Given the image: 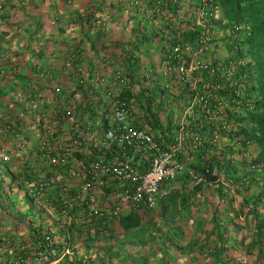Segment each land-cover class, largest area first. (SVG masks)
I'll return each instance as SVG.
<instances>
[{
    "label": "trees",
    "instance_id": "16d2710c",
    "mask_svg": "<svg viewBox=\"0 0 264 264\" xmlns=\"http://www.w3.org/2000/svg\"><path fill=\"white\" fill-rule=\"evenodd\" d=\"M195 5L211 11L207 19H202L203 24H212L214 29L231 27L233 32L223 36L228 54L246 60L243 65L236 67V74H246L249 81V84L246 82L247 94L253 103L244 116L238 117L236 134H243L241 137L248 140L251 148H256L255 161L264 160V0H197ZM177 6V1L173 0H143L133 9L145 17L143 23H147L150 29H158L153 30V34L163 35L167 26L159 25V21L174 17L176 8H179ZM166 7L171 9V13L161 12ZM190 9L185 10V15L191 17L194 14ZM107 18L108 13L83 16L84 25L89 31L94 29L95 33L86 32L80 39H91L101 34L109 23ZM201 30L199 24L192 37ZM192 37L187 40H192ZM77 41L64 45V59L60 63L57 60L60 51L53 50L40 63L35 61L33 66L31 61L27 71L24 67L28 63L23 54L0 59V140L11 154L9 160L0 157V240L4 236L12 237V234H8L13 230L12 227L6 230L8 235L1 234L9 222L14 227L21 224L27 227L28 235L24 238H40L43 224L37 221L39 213L33 211L36 199L29 193L25 181L33 179L35 184L40 178L54 176L56 172L66 173L65 165L50 163L47 159L46 152L52 151L51 146L56 149L57 143L69 142L72 136L78 137L73 151L77 158L98 155L106 143L110 144V148H116L114 142L104 141L103 137L117 101L127 99L130 105L128 120L131 124L134 116L138 117L142 111L146 122L132 125L137 128L150 126L153 136L159 141H168L179 130L176 117L180 113L174 115L173 110L181 105L189 90V84L184 79L166 76L157 81L156 73L146 65L144 48L134 44L123 48L121 61L117 63L106 53L96 52L101 61L103 57L108 58L106 66L110 68L103 75L97 74L89 66L90 55H85L84 47L80 46L82 41ZM169 42L168 46L163 45L161 65L165 51L176 44L181 46L183 40L169 39ZM212 53L218 52L213 49ZM85 62L88 66L82 67ZM117 72L119 76L115 77ZM138 80H141L142 85ZM33 99L37 100L34 107L31 105ZM164 108L167 114L162 121L158 113ZM207 128L192 122L186 125V129L183 128L185 140L190 146L188 152L193 155L192 159L185 160L186 165L196 168L207 180H213L223 168V172L232 176L234 184L249 187L251 182L244 184L240 181L241 176L231 169L236 166L230 160L224 165L223 151H215L216 146H213ZM90 134H93L92 139L88 137ZM194 135L198 138L195 139ZM49 144L50 149L45 152ZM206 167L209 171L205 170ZM249 180L253 182L252 173ZM53 181L54 184L45 188L43 198L53 200L55 197L54 192L59 189V185ZM130 222L137 224L138 217Z\"/></svg>",
    "mask_w": 264,
    "mask_h": 264
},
{
    "label": "crops",
    "instance_id": "0c3cea01",
    "mask_svg": "<svg viewBox=\"0 0 264 264\" xmlns=\"http://www.w3.org/2000/svg\"><path fill=\"white\" fill-rule=\"evenodd\" d=\"M141 1L0 0V59L23 54L28 63L24 67L27 71L31 61L34 66L35 61L40 63L51 51L58 50L60 63L64 59V45L78 40L83 43L80 46L84 47L85 55H90L89 66L103 75L110 68L97 53H106L117 63L121 61L123 48L134 44L144 48L146 65L156 73V80L161 81V77L167 76L160 63L163 45L168 46L169 39L185 40L195 34L196 15H185V10L192 8L197 0L178 1L181 4L176 10L178 16L159 21V25L167 26L163 35L153 34V30L158 29H150L143 23L145 17L133 9ZM170 10L166 7L161 12L168 14ZM90 13H108L109 23L101 34L81 40L86 32L95 33L82 21L83 16ZM216 34L213 31V35ZM221 48L224 51V47ZM86 66L87 62L82 64ZM138 81L142 85L141 80ZM140 112L130 120L132 124L146 122ZM173 112L174 115L180 113L178 108ZM161 119L164 121L166 115ZM1 141L0 147L5 148ZM216 148L215 151H223L221 155H225L222 143ZM134 158L139 164L144 161L140 153H135ZM242 163L238 173L240 169L243 171ZM251 173L253 182L243 187L227 181L193 182L183 171L174 179L163 181L155 208L141 212L126 205L120 217L107 220L97 216L84 219L83 201L77 193L81 179L64 171L56 172L53 179L59 189H55V197L34 201L33 211L39 213L38 222L49 223L59 248L68 246L69 251L44 264H264V160H260ZM63 185L77 194L68 199V212L62 210L61 199H66L65 194L60 193ZM136 217L137 224L130 222ZM126 223L130 226L125 227ZM19 226L23 228L22 233L12 230L8 234L15 238L26 237L29 230L24 224ZM8 228L5 226L1 234L8 235ZM27 264H37L30 253Z\"/></svg>",
    "mask_w": 264,
    "mask_h": 264
},
{
    "label": "built area",
    "instance_id": "2783aa9c",
    "mask_svg": "<svg viewBox=\"0 0 264 264\" xmlns=\"http://www.w3.org/2000/svg\"><path fill=\"white\" fill-rule=\"evenodd\" d=\"M173 1L178 3L179 0ZM180 5L178 3L177 7ZM208 9L197 5L190 9V12L196 15L195 23L198 26L201 24V32L192 40L183 41L181 46L176 44L167 49L162 63L168 77L182 78L189 84V90L184 100L182 99L183 104L180 102L181 105L177 107L179 112L181 111L176 117L180 125L177 134L168 141H159L153 136L150 126H133L128 120L130 105L127 99H121L113 106L110 124L103 137L104 141L114 142L115 149L106 143L98 155L77 158L72 156L76 147L75 141L78 139L74 136L69 142L57 143L56 149L51 146V152H46L50 149V144L45 149L50 163L65 165L67 175L81 179L77 193L83 201L84 219L87 216L104 217L107 220L120 217L126 205L141 212L155 208L160 200L163 181L174 179L183 171H186L194 182L205 180V176L196 168L185 163L186 159L193 157L188 152L190 146L185 140L183 129H186L190 122L208 127L213 146L217 147L222 143L226 150L223 156L226 162L224 165L230 160L236 166L231 169L241 176L240 181L249 184L250 173L258 165L249 162L248 140L241 137L243 134H236L238 117L244 116L253 103L247 94L246 82L249 84V81L246 74H236V67L243 65L246 60H237L228 53H212L217 37L213 35V31L217 29H214L212 24L202 23V19H207L208 13L211 14ZM232 32L229 26L221 27L218 31L223 36ZM107 62L108 58L103 57L102 63L106 65ZM118 76L117 72L115 77ZM36 104L37 100L33 99L32 107ZM92 135L88 137L92 139ZM194 138L197 139L198 136L194 135ZM135 153H140L145 162L139 164L134 158ZM0 157L9 160L11 154L4 147H0ZM241 162L245 163L247 168L242 163L243 171L240 169L238 173ZM205 170L209 171L208 167ZM39 173L42 175L43 172ZM233 180L222 168L221 173L211 181L233 183ZM34 182L33 179H26L25 185L37 201L43 197L45 188L54 184L53 176L40 178L35 184ZM60 193L66 196V199H61L62 210L68 212V199L76 197L77 194L68 185H63ZM58 245L49 223L42 226L40 238L36 240L29 237L4 236L0 240V264H27L29 253L36 263H50L69 251L68 246H62L60 249Z\"/></svg>",
    "mask_w": 264,
    "mask_h": 264
},
{
    "label": "clouds",
    "instance_id": "9594fccd",
    "mask_svg": "<svg viewBox=\"0 0 264 264\" xmlns=\"http://www.w3.org/2000/svg\"><path fill=\"white\" fill-rule=\"evenodd\" d=\"M220 28L221 27H219V28H216L217 29V31H216V35H217V37H216V39L214 40L215 41V44L213 45V49H216L217 50V52L219 53V54H221V55H224V54H226V53H228V50H227V48H226V46H225V43H224V40H223V35H220V33H218V31L220 30ZM228 35H230V34H228ZM183 41H188L187 39H185V40H183ZM221 47H224V51H223V49L221 48ZM246 58L248 59L249 57L248 56H246ZM249 151H250V157H249V162L251 163V164H254V165H258L259 163H260V160L259 161H255L256 160V152H254V149H251V146L249 145ZM252 155V156H251ZM246 163H247V161H245ZM254 171V170H253ZM251 174V173H250ZM194 182V181H193Z\"/></svg>",
    "mask_w": 264,
    "mask_h": 264
},
{
    "label": "rangeland",
    "instance_id": "374dc122",
    "mask_svg": "<svg viewBox=\"0 0 264 264\" xmlns=\"http://www.w3.org/2000/svg\"><path fill=\"white\" fill-rule=\"evenodd\" d=\"M173 113H174V112H173ZM165 114H167V110H166V108H164V111L162 110L161 112H160V110H159L158 116H159L160 118H163V115L165 116ZM256 151H257V150H256V148H255V149H254V152H256ZM7 225H8V227H12L13 230L16 231V232H18V233H22V232H23V228H22L21 226L14 227L13 224L10 223V222H9V224H7Z\"/></svg>",
    "mask_w": 264,
    "mask_h": 264
}]
</instances>
